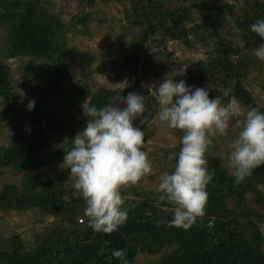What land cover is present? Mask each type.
I'll use <instances>...</instances> for the list:
<instances>
[{"label": "trees", "instance_id": "obj_1", "mask_svg": "<svg viewBox=\"0 0 264 264\" xmlns=\"http://www.w3.org/2000/svg\"><path fill=\"white\" fill-rule=\"evenodd\" d=\"M46 0H0V28L7 34L3 49L4 59L30 60L22 71L24 78H32L50 69L48 84L37 94L36 110L17 109L14 106L13 74L11 68L0 60V98L4 108L0 111V125L18 116L39 115L53 97L61 94L63 84L72 81L69 70L70 53L60 37L65 25L58 16L43 8ZM178 7L169 12L165 0H132L131 26L139 27L135 36V55L126 65L133 72V63L148 42L165 47L166 43L181 40L188 48L194 47L190 36L207 48V58L195 64L198 75L196 84L205 82L210 99L219 97L226 103L235 96L247 107H264L256 104L252 94L243 86V79L252 71L255 61L249 51L256 43H262L258 35L250 31V25L258 18L264 19V2L244 0L240 13L225 0L206 6V13L197 23L195 10L202 6L197 0H176ZM188 2V3H187ZM91 15L76 17L72 26H88ZM176 20L187 30L186 37H179L170 20ZM229 22L227 31H222ZM193 25L187 27V24ZM233 24L241 29L233 31ZM159 36V39L157 37ZM152 38L155 40L151 41ZM112 91L99 88L95 92L88 83L74 98L80 106L88 97L97 108L110 105ZM147 120L153 118L148 113ZM146 122L141 123L144 132ZM35 131H38L36 128ZM145 140L146 134L144 133ZM39 139L42 135L37 136ZM55 142V141H54ZM42 145L37 142H18L14 138L8 147H0V169H10L21 176L20 186L4 184L0 190V212L25 213L36 211L52 216L59 225L31 231V236L17 232H0V264H121L112 257L113 250L122 249L128 264H135L138 255L163 254L156 264H264V214L249 207V199L264 204L259 186L264 185V165L240 183L235 182L219 157L206 152V167L214 171L207 185L208 205L206 215L191 229L184 231L168 227L172 218V206L161 201L152 190L135 189L121 191L122 197L134 194L137 199H126L124 207L128 220L112 234L94 232L84 214L85 202L76 190L63 186L67 176L58 173L54 178H42L39 171L44 167L41 157ZM180 144L174 151V160ZM165 155H170L167 150ZM64 151L55 150L53 158L62 162ZM79 194V193H78ZM232 202V204L230 203ZM215 217L214 226L206 224ZM83 218V219H82ZM42 221V220H40ZM163 221L164 223H161ZM80 222V223H79ZM7 232V231H6ZM29 233V231L27 232Z\"/></svg>", "mask_w": 264, "mask_h": 264}, {"label": "rangeland", "instance_id": "obj_2", "mask_svg": "<svg viewBox=\"0 0 264 264\" xmlns=\"http://www.w3.org/2000/svg\"><path fill=\"white\" fill-rule=\"evenodd\" d=\"M132 0H46L42 6L48 12L58 16L65 25L60 37L61 42L68 49L69 70L72 81L61 87V94L53 97L41 113L18 116L0 125V147H8L11 139L18 142H37L42 145L41 157L44 167L39 171L42 178H54L58 173L67 176L63 182L64 187L73 188V181L67 170H59L57 165L60 161L53 158L55 150L59 149L65 137L72 138L81 131L86 123L81 107L74 103V98L82 91V85L86 82L95 92L99 88L112 91L110 106L122 104V97L129 93H136L146 98L144 120L146 126V148L152 165V172L144 176L136 185L122 188L121 191L135 189L152 190L156 193L160 175L171 172L175 165L172 150L177 148L179 137L182 133L170 129L164 122L158 119V98L156 95L157 84L166 76L183 80L193 87H207L205 82L196 84L195 77L198 70L195 64L207 58V48L190 36L194 47L188 48L181 40H173L166 43L165 47L148 42L137 56V64L133 63L129 69L126 65L135 55V36L139 35L141 28L131 26ZM182 2V0H180ZM202 6L195 10L193 19L199 23L206 13L205 7L215 5L220 0H197ZM235 6V13H240L244 7V0H225ZM263 1L264 0H259ZM188 3V2H187ZM163 5L170 11L178 7L176 0H165ZM89 13L91 15L88 26H72L71 22L78 16ZM188 23L187 27L192 26ZM229 22H225L222 31H227ZM188 35V34H187ZM186 35V36H187ZM185 36V37H186ZM159 39V36L157 37ZM155 40L152 38L151 41ZM7 41V34L0 28V60L5 62L13 74V98L17 109H24L29 100L35 103L39 100L37 92L44 89L48 84L49 68L42 74L32 78H24L22 71L30 60L4 59L3 49ZM260 43H256L247 53L255 61L251 73L243 79V86L252 94L256 104L264 107V60L255 57L253 50ZM241 105L246 108L242 103ZM4 108V102L0 98V111ZM152 115L150 120L146 114ZM143 118H137L133 125L141 127ZM38 131H35L34 129ZM239 129L235 126V119L230 120L229 129L225 136L210 137L211 144L207 151L219 157L225 168L228 169L224 156L230 150L231 140L238 134ZM42 135L39 139L37 136ZM55 141V142H54ZM167 150L170 155H165ZM170 156L172 158H170ZM21 176L10 169H0V190L4 184H16L20 186ZM135 188V189H134ZM264 197V185L259 186ZM79 195L78 193L75 194ZM137 199L132 195L122 197ZM232 204V202H230ZM249 207L264 214V204H260L253 198L249 199ZM83 219V218H82ZM42 220V221H40ZM80 223V222H79ZM59 225V220L52 216H43L36 211L25 213L0 212V232H17L25 236H31V231L43 230L45 227ZM264 233V224L261 225ZM7 231V232H6ZM29 231V233H27ZM163 254L143 255L140 254L135 264H156Z\"/></svg>", "mask_w": 264, "mask_h": 264}, {"label": "clouds", "instance_id": "obj_3", "mask_svg": "<svg viewBox=\"0 0 264 264\" xmlns=\"http://www.w3.org/2000/svg\"><path fill=\"white\" fill-rule=\"evenodd\" d=\"M233 31L240 33L241 29L233 24ZM250 31L264 41V19L253 22ZM253 52L264 60V42ZM155 91L158 119L182 133L174 168L160 175L156 191L161 201L172 206L167 226L187 231L206 215V188L214 176L205 158L210 137L227 135L230 120L235 119L239 131L224 159L235 182L240 183L264 165V112L256 107L244 108L235 96H229L227 89V102L222 103L219 97L210 99L209 87H193L169 75ZM145 100L129 93L122 97L126 105L123 108H97L87 97L80 105L85 126L59 145L64 156L57 167L69 172L73 188L85 202L84 214L94 232L112 234L127 222L121 190L136 185L152 172L144 132L133 125L137 118L144 120ZM25 107L30 112L37 108L34 100ZM214 221V216L209 217L206 226L211 229ZM111 255L121 264H128L124 250H113Z\"/></svg>", "mask_w": 264, "mask_h": 264}, {"label": "water", "instance_id": "obj_4", "mask_svg": "<svg viewBox=\"0 0 264 264\" xmlns=\"http://www.w3.org/2000/svg\"><path fill=\"white\" fill-rule=\"evenodd\" d=\"M170 24L179 37H185L187 35L186 28L184 26L179 25V23L176 20L174 19L170 20Z\"/></svg>", "mask_w": 264, "mask_h": 264}]
</instances>
